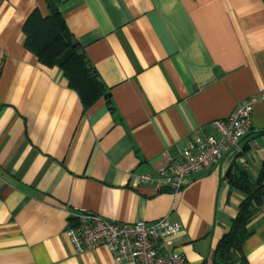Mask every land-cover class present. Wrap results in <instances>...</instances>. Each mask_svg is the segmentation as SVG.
I'll return each mask as SVG.
<instances>
[{
    "label": "crops",
    "instance_id": "obj_1",
    "mask_svg": "<svg viewBox=\"0 0 264 264\" xmlns=\"http://www.w3.org/2000/svg\"><path fill=\"white\" fill-rule=\"evenodd\" d=\"M111 104L88 108L63 71L25 45L24 25L46 0H0V264H134L105 246L76 250L72 215L183 224L175 249L211 264L242 192L227 172L257 177L264 161V0H60ZM254 97L252 131L179 192L158 176L196 134ZM248 146V149L244 150ZM244 243L264 264V203Z\"/></svg>",
    "mask_w": 264,
    "mask_h": 264
},
{
    "label": "built area",
    "instance_id": "obj_2",
    "mask_svg": "<svg viewBox=\"0 0 264 264\" xmlns=\"http://www.w3.org/2000/svg\"><path fill=\"white\" fill-rule=\"evenodd\" d=\"M255 98L241 102L231 115L217 119L219 135L196 134L177 154H167L168 162L158 176L137 175L138 180L154 183L160 190L179 192L192 173L216 165L225 152L238 146L252 131V106ZM68 234L79 252L99 246L107 247L116 261L134 264H189L184 252L175 249L173 238L183 224L165 216L153 222H121L96 212L79 211L72 215Z\"/></svg>",
    "mask_w": 264,
    "mask_h": 264
},
{
    "label": "trees",
    "instance_id": "obj_3",
    "mask_svg": "<svg viewBox=\"0 0 264 264\" xmlns=\"http://www.w3.org/2000/svg\"><path fill=\"white\" fill-rule=\"evenodd\" d=\"M48 14L35 9L24 25L25 45L39 61L49 67L58 66L76 90L85 108L105 97L111 104V93L104 86L84 48L74 37L60 8V0H46ZM248 149V146L244 150ZM230 184L243 194L237 215L229 231L216 246L211 264H250L244 243L251 235L249 223L255 210L264 203V161L254 177L237 163L227 172Z\"/></svg>",
    "mask_w": 264,
    "mask_h": 264
}]
</instances>
